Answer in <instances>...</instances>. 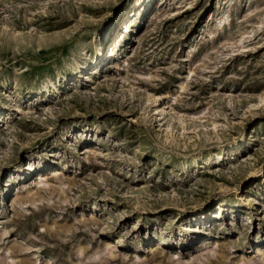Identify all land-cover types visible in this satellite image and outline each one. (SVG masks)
I'll return each mask as SVG.
<instances>
[{
	"label": "rangeland",
	"instance_id": "1",
	"mask_svg": "<svg viewBox=\"0 0 264 264\" xmlns=\"http://www.w3.org/2000/svg\"><path fill=\"white\" fill-rule=\"evenodd\" d=\"M263 99L264 0H0V264H264Z\"/></svg>",
	"mask_w": 264,
	"mask_h": 264
},
{
	"label": "bare ground",
	"instance_id": "2",
	"mask_svg": "<svg viewBox=\"0 0 264 264\" xmlns=\"http://www.w3.org/2000/svg\"><path fill=\"white\" fill-rule=\"evenodd\" d=\"M129 26H127V28H128ZM113 28V27H112ZM111 35V34H110ZM110 35H108V39L110 40L111 39V36ZM117 41H116V38H114V39H112L111 40V42H110V45H111V47L109 48V52H108V54L109 55H114L115 54V52H114V48H113V46H114V44L116 43ZM107 54V55H108ZM106 57V56H105ZM264 100V99H263ZM263 100H261V101H263Z\"/></svg>",
	"mask_w": 264,
	"mask_h": 264
}]
</instances>
